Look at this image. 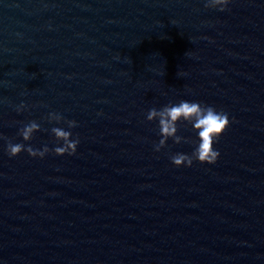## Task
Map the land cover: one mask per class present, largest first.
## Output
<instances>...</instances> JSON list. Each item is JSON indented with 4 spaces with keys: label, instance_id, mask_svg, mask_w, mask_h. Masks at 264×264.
<instances>
[{
    "label": "water",
    "instance_id": "water-1",
    "mask_svg": "<svg viewBox=\"0 0 264 264\" xmlns=\"http://www.w3.org/2000/svg\"><path fill=\"white\" fill-rule=\"evenodd\" d=\"M206 3L0 0V264H264V0ZM181 99L228 114L214 165L154 151ZM49 111L76 154L10 158L29 120L55 146Z\"/></svg>",
    "mask_w": 264,
    "mask_h": 264
},
{
    "label": "clouds",
    "instance_id": "clouds-1",
    "mask_svg": "<svg viewBox=\"0 0 264 264\" xmlns=\"http://www.w3.org/2000/svg\"><path fill=\"white\" fill-rule=\"evenodd\" d=\"M230 2L231 0H207L206 7L225 11ZM26 107L21 103L16 107V111L19 113L26 110ZM48 117L50 122L58 125L50 129L56 140L53 148L43 145L40 149H34L30 145L29 142L40 131V125L36 120H29L18 129L17 133L24 143L6 140V154L11 158L27 152L31 157L41 159L50 152L57 156L75 155L80 140L79 137L73 136L71 129L77 126V121L66 119L60 113L53 111L48 112ZM145 118L148 122L156 124L158 141L153 144L156 153L168 147L170 140L176 145L187 143L192 146L190 153L175 152L169 156L172 165L176 168H190L194 163L214 165L220 156L215 145L231 123L228 114L222 109L184 99L158 108L152 107L146 112ZM181 127L189 129L194 135H181ZM0 139L5 138L0 137Z\"/></svg>",
    "mask_w": 264,
    "mask_h": 264
}]
</instances>
